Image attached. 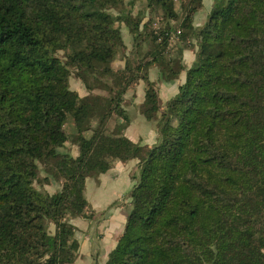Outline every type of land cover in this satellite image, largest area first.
Instances as JSON below:
<instances>
[{
  "label": "trees",
  "instance_id": "16d2710c",
  "mask_svg": "<svg viewBox=\"0 0 264 264\" xmlns=\"http://www.w3.org/2000/svg\"><path fill=\"white\" fill-rule=\"evenodd\" d=\"M181 1L182 11L176 0H0V264H74L71 219H93L87 180L133 160V206L106 264H264V0H214L200 30L204 0ZM146 11L162 13L159 27ZM125 29L136 56L114 71ZM191 45L195 61L162 108L149 70L176 82ZM73 75L88 97L71 90ZM139 81L152 148L124 134Z\"/></svg>",
  "mask_w": 264,
  "mask_h": 264
},
{
  "label": "crops",
  "instance_id": "0c3cea01",
  "mask_svg": "<svg viewBox=\"0 0 264 264\" xmlns=\"http://www.w3.org/2000/svg\"><path fill=\"white\" fill-rule=\"evenodd\" d=\"M205 4L209 10L214 0H204L202 9L195 16V27L197 26V18L203 11ZM158 13H161L160 11ZM154 15L146 11V21ZM209 13L206 15L203 25L207 22ZM145 23V19L144 22ZM202 25V26H203ZM123 37L127 46L126 57L117 61V69H125L127 61H132L136 55H132L133 37L127 29L124 30ZM193 45L184 50V66L186 71L182 72L178 80L171 84L159 83L158 69L153 66L149 70V79L157 84L162 108L173 99L179 92V87L184 83L187 70L193 65L196 57V49ZM82 84L79 86L81 97L88 95ZM136 94L138 96H136ZM145 101V83L139 81L134 89L126 93L124 98V108L130 125L124 130V134L135 143L152 148L157 144L158 131L156 123L149 122L142 114L141 108ZM121 122H123L121 120ZM118 124V122H117ZM116 124V125H117ZM115 130V129H113ZM118 132V131H117ZM78 154L74 158L79 157ZM139 161L133 160L127 163L118 162L114 167L105 174L100 175L97 179H88L86 183V198L88 200L90 210L89 214H93V219L74 218L71 223L77 228L76 237L80 242V251L78 259L74 264H106L109 255L116 249L118 238L123 233L129 213L132 209V199L130 192L136 184L138 175ZM76 221L80 222V226L76 225ZM80 232V239L78 238Z\"/></svg>",
  "mask_w": 264,
  "mask_h": 264
},
{
  "label": "rangeland",
  "instance_id": "374dc122",
  "mask_svg": "<svg viewBox=\"0 0 264 264\" xmlns=\"http://www.w3.org/2000/svg\"><path fill=\"white\" fill-rule=\"evenodd\" d=\"M128 1V0H127ZM144 4H146V2L144 1V2H140V3H137V4H135L136 5V7L135 8H132V11H134V14H137L141 9H143L144 10V7H146ZM176 5H177V7L179 8V10L180 11H182L181 10V5H182V1L181 0H176ZM207 7H208V5L207 4H205V6L203 7V11L200 13V15L198 16V18H197V22H196V24H197V26H196V29H198V30H200L204 25L202 24L203 23V21H204V19H205V17H206V15L209 13V11H210V9L209 10H207ZM202 9V7H200L199 9H198V12L200 11ZM159 12V11H158ZM157 11L156 12H154V16L152 17H150V18H152L151 20L153 21V26H156V27H159L160 25H158V23H159V21L160 20H162V13H158ZM196 16V15H195ZM161 22V21H160ZM203 25V26H202ZM175 39H172V42H171V46H170V48L172 49V48H174V46H175ZM150 47H151V45L148 43V42H146L143 46H142V49H141V51H142V53L144 54V53H146L145 51H147V50H149L150 49ZM138 57H139V55H138ZM116 63H118V62H115V63H112L111 64V67H112V69L114 70V71H117L118 69L116 68L117 67V64ZM132 64V61H130V60H128L127 61V64ZM129 64V65H130ZM126 68V67H125ZM100 78L104 81V82H106L107 84H109L110 86H112L113 88H115L114 86H115V81L114 80H112V77L110 78V77H106V76H101L100 75ZM114 79V78H113ZM82 84V86H84L83 85V83L81 82V81H79L76 77H75V75H73L72 77H71V79H70V88H71V90H73V91H76L77 93H78V91H80V89H79V86ZM138 83H136V85H137ZM136 85L132 88V89H134L135 87H136ZM84 88V90H86L85 89V87H83ZM145 88H146V85H145ZM131 90V89H130ZM87 91V90H86ZM81 92V91H80ZM127 93H128V91H127ZM81 94H83V91L81 92ZM106 95H107V93H106ZM126 96V95H125ZM136 96H138L137 94H136ZM85 97H88V95L87 96H85ZM117 122H118V124H117ZM117 124V125H116ZM108 129L111 131V132H113V133H117V131H118V129L121 127H123L122 126V122H121V119L117 116V115H113L111 118H110V120L108 121ZM113 129H115V130H113ZM65 151H67L68 153H70L73 157H74V155H76V154H78V142L75 140V137H74V135H70V139H69V141L67 142V144H66V148H65ZM43 176H45V174L44 173H40V177L41 178H43ZM41 184H42V182L40 183V185L39 184H37L36 186H37V188H41L42 190H45L46 192H48V193H55V192H57V191H59L60 189H61V186H62V182H59V183H52V184H50V185H44V186H41ZM76 225H78V226H80V222L79 221H76ZM80 237H81V235H80V232H78V238L80 239Z\"/></svg>",
  "mask_w": 264,
  "mask_h": 264
}]
</instances>
